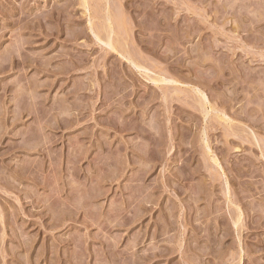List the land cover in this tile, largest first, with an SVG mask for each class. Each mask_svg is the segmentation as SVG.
<instances>
[{"label":"rangeland","instance_id":"1","mask_svg":"<svg viewBox=\"0 0 264 264\" xmlns=\"http://www.w3.org/2000/svg\"><path fill=\"white\" fill-rule=\"evenodd\" d=\"M0 264H264V0H0Z\"/></svg>","mask_w":264,"mask_h":264}]
</instances>
